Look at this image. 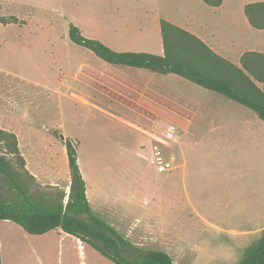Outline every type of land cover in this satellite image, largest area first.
I'll use <instances>...</instances> for the list:
<instances>
[{
    "label": "rangeland",
    "instance_id": "374dc122",
    "mask_svg": "<svg viewBox=\"0 0 264 264\" xmlns=\"http://www.w3.org/2000/svg\"><path fill=\"white\" fill-rule=\"evenodd\" d=\"M155 1L172 12L183 0ZM251 1L262 0H226L216 12L211 7L203 13L205 31L213 32L236 62L245 49H264V30L250 27L241 9ZM154 5L152 0H0V16L17 18L0 23V122L15 133L35 181L66 193L70 175L64 143L71 140L93 214L122 236L129 231L128 240L140 243L135 245L165 251L176 264H237L261 233L235 235L202 225L183 198L180 167L158 173L140 147L147 139L139 127L160 120L178 125L179 143L180 114L174 117L170 108L182 111L180 96L195 101L197 91L186 92L205 89L174 74L121 72L68 37L72 23L83 36L114 50L152 51ZM105 88L113 96L108 98ZM200 151L206 156L213 149L203 143ZM191 153L185 149L186 158ZM242 218H228L226 226L256 225ZM55 230L31 235L13 221L0 220L1 264H36L28 254L32 242L43 248L44 264H114L87 243L55 240L64 236Z\"/></svg>",
    "mask_w": 264,
    "mask_h": 264
},
{
    "label": "trees",
    "instance_id": "16d2710c",
    "mask_svg": "<svg viewBox=\"0 0 264 264\" xmlns=\"http://www.w3.org/2000/svg\"><path fill=\"white\" fill-rule=\"evenodd\" d=\"M203 1L213 8L222 3ZM243 12L252 28L264 29V1L245 4ZM16 20V16H0V23ZM160 35L163 53L155 54L117 51L98 39L83 36L72 23L68 28L71 42L87 48L111 66L176 74L249 108L264 121V90L259 86L264 83L263 52L244 51L238 64L233 63L195 34L165 19H160ZM64 144L70 175L67 193L54 185H39L26 168L15 133L0 128V220L13 221L31 235L59 228L115 264H176L167 252L133 244L93 214L74 143L65 140ZM237 264H264V231L244 250Z\"/></svg>",
    "mask_w": 264,
    "mask_h": 264
},
{
    "label": "crops",
    "instance_id": "0c3cea01",
    "mask_svg": "<svg viewBox=\"0 0 264 264\" xmlns=\"http://www.w3.org/2000/svg\"><path fill=\"white\" fill-rule=\"evenodd\" d=\"M152 3H155L152 13L154 17L152 20L154 26H152L155 32H152V35L156 37L154 40L152 37V51L150 49L128 51L162 54L160 19H165L195 34L215 52L228 58L233 63L238 64L241 54L247 50H257L264 53V49L250 48L241 51L236 56L237 62L231 59L228 56L230 51L216 40L214 33L205 31L203 13L211 7L205 4L203 0H183L178 3L179 8L172 12L160 9L155 0H152ZM225 3L226 0H222L220 6L211 9L216 12L217 9L224 7ZM193 4L196 6L195 9ZM245 4L247 3L242 4V10ZM213 11L210 13H213ZM142 20L145 21L143 18ZM82 67L78 71L76 70L75 73H81ZM128 68L119 67L118 69H126V71L132 72H139L137 69H143L134 68L129 70ZM90 70L94 72V70ZM131 77L135 84V77ZM150 80L153 82L154 76L150 77ZM177 81L179 82V80ZM259 86L264 90V83L259 84ZM191 90L186 93L190 92L189 94H191L197 91V94H193L197 97L195 101L180 96L182 104H179H181L180 110L182 111H177L174 107L170 108L173 116L175 117V112H177L180 114L179 118L181 119L180 128L182 127V131L179 147L182 158L179 169L182 177L183 198L190 207L192 214H195L202 225H209L220 231L229 230L235 235H247L257 232L262 234L264 224H260V221L264 220V177L262 175L264 171V121L259 119L254 111L219 93L208 89H205V91ZM125 91L130 93L133 90L126 88ZM104 92L107 93L108 98L111 95L113 96L114 93V91L107 88L104 89ZM150 127H139V131L142 133ZM0 128L8 130L1 122ZM183 135L184 137L186 135L184 142L182 140ZM203 143H207L213 149V152L208 153L206 156L202 155L200 145ZM185 149L186 152L192 150L190 158H186ZM66 162L68 166V161L66 160ZM206 166L211 167L206 168ZM247 166L249 167L247 168ZM258 169H260V173L257 172ZM237 214L243 215L244 218L241 219L245 221L243 223L254 222L256 225L253 227L246 224H238L236 227L226 226L228 218L234 219ZM208 216L215 218L217 223L211 221ZM234 220L240 222L238 219ZM57 230L63 233L64 236L59 234L55 237V240L65 241L70 238L84 245L78 238L66 236V233L59 228ZM127 232L124 236L126 239L129 238ZM133 244L139 245L140 243L133 242ZM31 245L32 248L28 249L30 251L28 254H31L32 258H36L33 259L36 264H44L42 263L43 248L33 242ZM84 256L85 254H82V257Z\"/></svg>",
    "mask_w": 264,
    "mask_h": 264
},
{
    "label": "built area",
    "instance_id": "2783aa9c",
    "mask_svg": "<svg viewBox=\"0 0 264 264\" xmlns=\"http://www.w3.org/2000/svg\"><path fill=\"white\" fill-rule=\"evenodd\" d=\"M142 133L147 141L140 147L146 150L145 159L156 172H171L181 166L178 127L174 122L160 120Z\"/></svg>",
    "mask_w": 264,
    "mask_h": 264
},
{
    "label": "water",
    "instance_id": "95a60500",
    "mask_svg": "<svg viewBox=\"0 0 264 264\" xmlns=\"http://www.w3.org/2000/svg\"><path fill=\"white\" fill-rule=\"evenodd\" d=\"M59 138H60L61 140H63V139H64L63 134L59 133Z\"/></svg>",
    "mask_w": 264,
    "mask_h": 264
}]
</instances>
